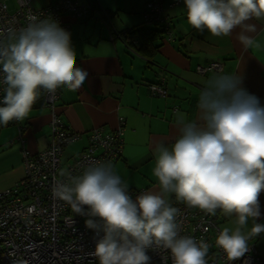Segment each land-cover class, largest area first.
I'll return each instance as SVG.
<instances>
[{
	"label": "clouds",
	"instance_id": "clouds-1",
	"mask_svg": "<svg viewBox=\"0 0 264 264\" xmlns=\"http://www.w3.org/2000/svg\"><path fill=\"white\" fill-rule=\"evenodd\" d=\"M187 22L197 31L227 37L236 29L245 49L260 48L247 33L252 20L264 19V0H183ZM26 27L0 32V70L7 85L0 100V125L26 119L41 89L76 91L88 72L77 66L71 34L58 21L31 13ZM237 74L214 75L199 92V115L189 120L174 114L179 137L169 148L156 147L153 169L159 191L135 199L110 163L87 167L52 187L55 199L74 213L89 217L85 226L103 235L96 241L98 264H151L148 251L170 250L173 264H207L210 245L179 234L178 209L167 196L175 194L188 207L233 217L216 237L229 261L249 251V241L264 233L259 196L264 191V106L243 86ZM60 177L65 172L59 173ZM249 221L251 226L249 227ZM23 264V262H17Z\"/></svg>",
	"mask_w": 264,
	"mask_h": 264
},
{
	"label": "crops",
	"instance_id": "crops-1",
	"mask_svg": "<svg viewBox=\"0 0 264 264\" xmlns=\"http://www.w3.org/2000/svg\"><path fill=\"white\" fill-rule=\"evenodd\" d=\"M37 1L41 5L52 2ZM77 1L89 4L87 15L76 20L65 16V20L70 22L77 66L85 69L88 77L76 91L61 88L56 102L55 111L62 123L80 135L64 148L62 170L87 146L91 131L102 128L110 133L122 126L123 152L113 168L135 193V199L145 191H159L153 175L155 149L160 144L170 148L179 137L176 111L184 112L189 120L197 119L199 92L208 79L237 74L243 79L242 86L264 106V19L248 22L255 24L257 31L247 34L261 47L245 49L237 39L239 27L227 37H214L187 22L183 0H161L169 32L162 33L148 51H139L135 37H128L126 42L120 34L133 28L160 29L143 20L148 0ZM213 61L222 63L221 74L196 72L198 66ZM160 79L164 80L167 96L152 97L148 84ZM49 121L50 113L43 108L40 95L26 119L0 125V191L12 187L24 175L19 137L25 149L35 155L48 145ZM172 195L167 196L168 202ZM259 203L261 217L257 222L264 224V191ZM222 216L221 230L234 221V216ZM253 239L264 264V233Z\"/></svg>",
	"mask_w": 264,
	"mask_h": 264
},
{
	"label": "built area",
	"instance_id": "built-area-1",
	"mask_svg": "<svg viewBox=\"0 0 264 264\" xmlns=\"http://www.w3.org/2000/svg\"><path fill=\"white\" fill-rule=\"evenodd\" d=\"M13 1L14 11L11 12L5 0H0V30L26 27L31 12L41 19L50 17L58 21L60 27L70 33V22L65 20V16L76 20L89 11L88 3L77 0H52L39 7L34 5L35 0ZM162 5L161 0H148L143 20L148 25H161L168 33L170 23L163 15ZM222 70L219 61L196 68L201 75L208 72L221 74ZM3 79L4 74L0 70V100L6 94L7 85ZM148 89L153 97L167 96L164 80L149 83ZM59 96L60 88L55 93L41 89L42 106L50 113L47 147L31 155L25 149L24 141L20 137L18 139L22 148L24 175L12 187L0 191V264H98L94 250L96 241L103 234L85 226V220L89 217L77 215L69 205L55 199L52 187L56 180L66 181L69 174L78 176L87 167L115 161L121 151L122 126L110 133H104L102 128L91 131L87 146L62 170L64 148L77 141L80 135L65 126L57 116L55 108ZM61 171L65 172L64 177H60ZM128 193L132 198L135 195L129 189ZM174 207L179 210L176 217L179 234L197 242L204 240L210 245L207 264H263L254 239L249 241V251L231 262L215 244L221 230L216 215L188 207L179 200ZM148 255L151 264H173L170 250L163 247L150 249Z\"/></svg>",
	"mask_w": 264,
	"mask_h": 264
},
{
	"label": "trees",
	"instance_id": "trees-1",
	"mask_svg": "<svg viewBox=\"0 0 264 264\" xmlns=\"http://www.w3.org/2000/svg\"><path fill=\"white\" fill-rule=\"evenodd\" d=\"M86 15L87 14H85L84 16H86ZM152 25L154 26V24H152ZM156 26H159L160 29H152L151 27H143V28H138V29L133 28V29L126 30V31L122 32V34H120V35H121V37H123L124 40H126V38H128V37H130V38L135 37V39L137 40L136 42H138V44H139L138 50L141 51L142 48H146L148 51V47L153 46L157 40L161 39L160 36L162 33H166V31L163 29V27L161 25H156ZM156 47H153V51L156 49ZM60 91H61V88H60ZM14 122H17V121H14ZM120 138L122 141L121 151L118 154L117 159L111 163L112 166L117 161H119V159L121 158L122 152H123L122 149H123L124 141H123V135L122 134H121ZM177 201L178 200L176 199L175 194H173L169 203L172 207H174V205ZM221 214L223 215L222 217L229 218V216H226L222 210L218 209L216 212L218 224H219V217Z\"/></svg>",
	"mask_w": 264,
	"mask_h": 264
},
{
	"label": "rangeland",
	"instance_id": "rangeland-1",
	"mask_svg": "<svg viewBox=\"0 0 264 264\" xmlns=\"http://www.w3.org/2000/svg\"><path fill=\"white\" fill-rule=\"evenodd\" d=\"M5 2H6V4H7V7H8V9H9V11H13V9H14V2H13V0H5ZM34 5H35L36 7L41 6L40 2L37 1V0L34 2ZM161 80H163V79H161ZM161 80H159V81H161Z\"/></svg>",
	"mask_w": 264,
	"mask_h": 264
}]
</instances>
